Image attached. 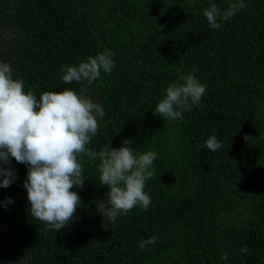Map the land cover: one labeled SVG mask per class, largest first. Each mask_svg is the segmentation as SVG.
Wrapping results in <instances>:
<instances>
[{"label":"trees","instance_id":"obj_1","mask_svg":"<svg viewBox=\"0 0 264 264\" xmlns=\"http://www.w3.org/2000/svg\"><path fill=\"white\" fill-rule=\"evenodd\" d=\"M210 2L227 9L231 0H0V61L25 91H79L60 66L110 49L115 67L89 92L104 116L88 147L131 139L158 154L144 189L151 205L114 224L96 211L107 191L99 161L83 156V189H71L82 206L60 231L30 216L27 169L13 158L18 178L0 188V201L14 200L0 205V228L26 249L13 264H264V0H245L214 30L203 16ZM177 69L206 85L200 105L183 119L149 120ZM211 135L223 145L215 152L203 146Z\"/></svg>","mask_w":264,"mask_h":264},{"label":"clouds","instance_id":"obj_2","mask_svg":"<svg viewBox=\"0 0 264 264\" xmlns=\"http://www.w3.org/2000/svg\"><path fill=\"white\" fill-rule=\"evenodd\" d=\"M246 6L245 0H231L227 9L210 2L203 16L207 26L214 30L230 22ZM114 56L105 48L78 65H61L60 80L64 84H80L79 91L65 88L39 96L32 90L25 91L23 79L14 78L13 66L0 61V188L9 187L18 178L11 167L13 158L24 164L27 171L22 187L29 202L28 212L52 230L60 231L73 222L76 209L82 206L80 196L71 189H83V156L99 161V182L107 186L105 197L95 201L103 220L114 224L133 208L147 210L152 203L151 195L144 189L153 176L156 151L141 153L131 146V139L123 140L118 148L110 147L109 142L99 151L88 147L104 116L102 106L89 95L90 88L102 74L113 71ZM177 73V81L162 90V98L152 109L154 115L164 120L183 119V112L199 106L207 91L194 69L188 74L177 69ZM243 139L248 141L249 137L245 135ZM203 146L215 152L223 145L211 135ZM260 163L264 165V160ZM12 203L11 197L0 201L5 208ZM156 239L150 237L138 246L144 248Z\"/></svg>","mask_w":264,"mask_h":264},{"label":"rangeland","instance_id":"obj_3","mask_svg":"<svg viewBox=\"0 0 264 264\" xmlns=\"http://www.w3.org/2000/svg\"><path fill=\"white\" fill-rule=\"evenodd\" d=\"M151 112L152 111L147 110V118H149V120H151L150 117L154 115V113ZM148 114L150 117H148ZM160 120L163 121L164 119L161 117ZM8 234V229L0 228V264H13L11 261V255L17 258H22L20 254L26 253V249L22 243L14 245L9 242ZM28 259L29 258L27 256H24L21 261H25L26 264H30Z\"/></svg>","mask_w":264,"mask_h":264}]
</instances>
